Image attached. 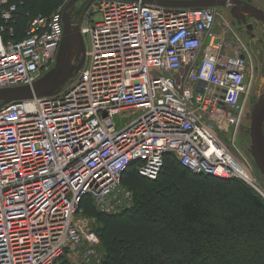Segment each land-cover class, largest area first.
Returning a JSON list of instances; mask_svg holds the SVG:
<instances>
[{"label":"built area","instance_id":"built-area-1","mask_svg":"<svg viewBox=\"0 0 264 264\" xmlns=\"http://www.w3.org/2000/svg\"><path fill=\"white\" fill-rule=\"evenodd\" d=\"M7 3L4 20L15 11ZM67 3L34 18L21 40L0 28V90L32 86L54 68ZM222 10L97 0L73 11L90 37L81 70L53 97L0 109V264H100L96 220L81 204L131 209L121 180L133 164L156 180L174 154L195 174L256 187L233 145L254 66Z\"/></svg>","mask_w":264,"mask_h":264},{"label":"trees","instance_id":"trees-1","mask_svg":"<svg viewBox=\"0 0 264 264\" xmlns=\"http://www.w3.org/2000/svg\"><path fill=\"white\" fill-rule=\"evenodd\" d=\"M67 0H8L15 6L0 28L6 40H21L30 22L51 16ZM12 29V33L10 32ZM122 186L134 206L120 214L100 212L91 198L83 214L96 220L101 264H264V198L239 179L195 174L174 154L164 158L156 180L131 165ZM57 264H71L66 258Z\"/></svg>","mask_w":264,"mask_h":264},{"label":"water","instance_id":"water-1","mask_svg":"<svg viewBox=\"0 0 264 264\" xmlns=\"http://www.w3.org/2000/svg\"><path fill=\"white\" fill-rule=\"evenodd\" d=\"M77 1L70 0L65 7L63 15L64 36L54 68L32 86L27 85L0 90V109L19 101L53 97L59 94L68 81L73 79L81 70L83 62L85 61V42L79 26H75L73 23V9ZM95 1L97 0H90L89 5ZM105 1L142 2L144 4L171 9L224 8L236 20H241L240 17L243 14V16L248 15L255 18L264 25V10L242 0ZM250 138V154L264 180V93L254 105L251 113Z\"/></svg>","mask_w":264,"mask_h":264},{"label":"rangeland","instance_id":"rangeland-1","mask_svg":"<svg viewBox=\"0 0 264 264\" xmlns=\"http://www.w3.org/2000/svg\"><path fill=\"white\" fill-rule=\"evenodd\" d=\"M90 0H78L73 11L76 13H80L81 11L85 10L88 5H89ZM248 2H251L254 6L264 10V0H248ZM90 6V5H89ZM224 15L226 16V19L228 22H230L232 25H235L231 16V13L228 11L224 10L222 11ZM259 38L264 37V32L258 31ZM243 40L247 45L249 44L248 39L243 35L242 33ZM85 46L86 48L89 47L90 45V37L89 35L84 38ZM254 69H253V75H254V81L252 83V88H251V94L248 99V102L245 107V118L243 120V123L238 131V134L236 136L235 141L233 142L234 147L237 148L236 154L240 156L241 158H244L247 161H244L245 163L251 164L252 168V174L254 179L256 180V189L254 186L249 185L251 188H253L260 196L264 198V180L263 176L261 175L260 171L258 170L251 154H250V147H251V138H250V127H251V113L253 110L254 105L256 104L255 101H257V98H260L263 93H264V74H261L260 70L262 66H264V63L259 62L257 58H255L254 53ZM135 118H131L130 120H127L125 122L130 123L133 121ZM117 123L120 124V119L117 118ZM232 144V143H231ZM130 206H134V196L133 200L130 201ZM95 229L97 225L95 224ZM105 250L104 249H99L98 250V257L94 258L96 261L100 260V264L102 263V260L105 257ZM66 259L71 263L70 259L66 257ZM72 264V263H71Z\"/></svg>","mask_w":264,"mask_h":264},{"label":"flooded vegetation","instance_id":"flooded-vegetation-1","mask_svg":"<svg viewBox=\"0 0 264 264\" xmlns=\"http://www.w3.org/2000/svg\"><path fill=\"white\" fill-rule=\"evenodd\" d=\"M248 3L251 4V2ZM78 13L76 12L75 15H77ZM240 18L241 20H236L232 16L233 22L235 24L233 25V27L235 28V32L239 36V40L244 44L247 52L249 53L253 66H255L253 53L255 58H257L259 62L264 63V37L259 38L258 35V31L264 32V25L261 22L257 21L255 18L248 15L243 16V14H241ZM242 33L248 39V45L243 40ZM260 72L261 74H264V66H262ZM258 100L259 98H257V101ZM257 101H255V103H257Z\"/></svg>","mask_w":264,"mask_h":264},{"label":"crops","instance_id":"crops-1","mask_svg":"<svg viewBox=\"0 0 264 264\" xmlns=\"http://www.w3.org/2000/svg\"><path fill=\"white\" fill-rule=\"evenodd\" d=\"M222 11H224V10H222ZM233 26V25H232ZM234 30H235V28H234ZM229 36V38H233L234 40H235V38L231 35V34H229L228 35ZM237 36H238V34H237ZM238 39H239V36H238ZM237 41V40H236Z\"/></svg>","mask_w":264,"mask_h":264}]
</instances>
